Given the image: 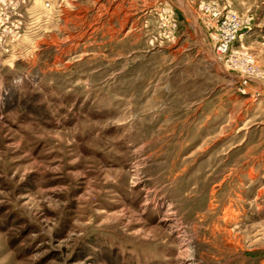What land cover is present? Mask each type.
<instances>
[{"label":"rangeland","instance_id":"obj_1","mask_svg":"<svg viewBox=\"0 0 264 264\" xmlns=\"http://www.w3.org/2000/svg\"><path fill=\"white\" fill-rule=\"evenodd\" d=\"M224 2L0 0V264H264V0Z\"/></svg>","mask_w":264,"mask_h":264},{"label":"built area","instance_id":"obj_2","mask_svg":"<svg viewBox=\"0 0 264 264\" xmlns=\"http://www.w3.org/2000/svg\"><path fill=\"white\" fill-rule=\"evenodd\" d=\"M206 10L211 12L213 18H216V33L214 35L215 50L217 54H222L229 49L232 41L235 39L237 31L244 25L246 20L230 10L221 13L214 4H211ZM2 51L7 52L8 50ZM252 63L253 61L249 57H246L242 65L250 66ZM245 80L243 78L244 82Z\"/></svg>","mask_w":264,"mask_h":264},{"label":"crops","instance_id":"obj_3","mask_svg":"<svg viewBox=\"0 0 264 264\" xmlns=\"http://www.w3.org/2000/svg\"><path fill=\"white\" fill-rule=\"evenodd\" d=\"M225 1L224 3H229L231 6H238V0H223Z\"/></svg>","mask_w":264,"mask_h":264}]
</instances>
